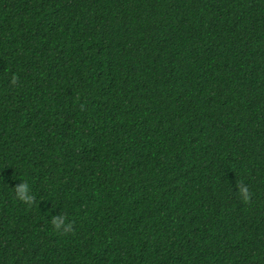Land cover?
Masks as SVG:
<instances>
[{
	"label": "trees",
	"instance_id": "16d2710c",
	"mask_svg": "<svg viewBox=\"0 0 264 264\" xmlns=\"http://www.w3.org/2000/svg\"><path fill=\"white\" fill-rule=\"evenodd\" d=\"M0 264H264V0H0Z\"/></svg>",
	"mask_w": 264,
	"mask_h": 264
},
{
	"label": "clouds",
	"instance_id": "9594fccd",
	"mask_svg": "<svg viewBox=\"0 0 264 264\" xmlns=\"http://www.w3.org/2000/svg\"><path fill=\"white\" fill-rule=\"evenodd\" d=\"M14 188H15V195L20 200H23L26 202H30L32 200V196L29 192V186L26 182L20 181L17 185H15ZM239 194L243 200L247 201L249 199V189L247 185H240ZM51 223L56 228H59L64 223V217L60 216V217L53 218Z\"/></svg>",
	"mask_w": 264,
	"mask_h": 264
}]
</instances>
